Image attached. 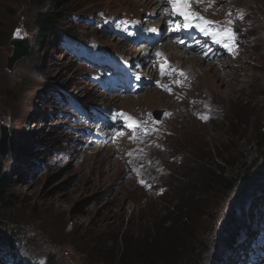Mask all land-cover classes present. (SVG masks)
I'll return each mask as SVG.
<instances>
[{"label":"rangeland","instance_id":"1","mask_svg":"<svg viewBox=\"0 0 264 264\" xmlns=\"http://www.w3.org/2000/svg\"><path fill=\"white\" fill-rule=\"evenodd\" d=\"M150 1L61 0L54 10L59 20L57 29L37 48L35 21L40 9L22 0H0V123L8 124L10 135L9 153L6 159H0V165L13 183L7 195L11 205L0 214V225L11 226L12 236L20 234L24 252L30 258L47 264H119L118 260L112 261L110 245L99 252L89 238L98 239L105 229L132 230L137 225L140 231L148 233L144 229L149 224L158 227L157 236L166 235L168 224H161L165 214L168 216L178 206V196L183 198L195 192L203 216L196 218L187 230L186 251L171 255L170 260L166 259L167 264L192 259V247L200 249L202 264H215V248L223 240L225 231L231 229L238 211L255 213L257 205L263 203L264 198L258 193L264 174L258 175L256 171V176L248 179L244 167L248 168L264 155V91H254L256 84L264 90V28L259 29L264 19V0H219L223 6L233 4L249 13L250 37L246 39L245 56L236 64H228L223 69L217 66V69L198 59L193 65L203 64V67L193 68L187 60L191 56L183 57V50L176 48L172 41L170 47L165 45L174 58L182 56L179 63L197 76L190 93L215 106L216 119L201 124L183 113L184 106L179 101L155 89H147L136 100L138 103L128 99L131 106L127 100L121 105L128 110L163 108L161 111L169 109L175 114L172 120L165 121V126L173 131L168 149L157 155L163 162L161 169L167 173L159 183L171 186L166 200L136 186L115 153L95 152L93 146L82 152L83 143H75L72 137L66 136L67 131L59 122V112L64 108L54 94L66 87L71 95L88 103L97 97V91L89 85L84 87L76 73H86L87 67L61 50L55 44L56 39L60 42L62 35L72 34L82 39H98L110 53L135 52V45L100 32L94 13L106 9L114 15L125 11L141 13L143 9L153 8ZM90 15L95 18L93 24L86 23ZM74 16L83 19L76 21ZM23 33L30 38L29 55L8 71L7 59L13 50L11 41ZM210 68L212 71L205 72ZM236 72L245 75V83L240 82L241 87L237 88V82L233 95L217 79L212 84L213 92H209L206 84L209 76L228 75L224 81L234 83ZM75 84L77 88L72 90ZM228 93L232 101L223 98ZM67 144H74L76 148L71 150ZM217 161L223 163L229 178L240 176L243 184L237 192L221 188L215 194L205 195L196 187L198 173H205L206 166ZM140 258L144 261L130 263L159 264L160 261L146 262L143 255ZM223 259L222 264H234L231 255H224Z\"/></svg>","mask_w":264,"mask_h":264},{"label":"trees","instance_id":"2","mask_svg":"<svg viewBox=\"0 0 264 264\" xmlns=\"http://www.w3.org/2000/svg\"><path fill=\"white\" fill-rule=\"evenodd\" d=\"M31 3L40 9V13L37 15L35 25L38 37L36 38V47L43 46V39L47 36H51L57 29L59 22L58 16L54 12L55 7L61 0H22ZM41 37V38H40ZM40 38V39H39ZM57 44V41H55ZM57 48V47H56ZM1 161V160H0ZM264 164V155L259 158V161H254L250 166L244 167L246 169V175L250 177L256 176V171ZM223 163H213L210 166H206V172L200 171L198 173V180L196 187H199L205 195L215 194L218 189H227L230 193H235L243 184L240 176H227V169L222 167ZM245 181V180H244ZM13 186L12 178L9 174H4L2 166L0 165V214L11 205L10 198H8L9 189ZM203 195V196H205ZM165 200V199H164ZM178 206L174 207L172 212L165 214V221L161 224H168V234L157 236L158 227L154 224L149 228H145L148 233H143L138 229V225L132 230L121 229L119 227L114 228L112 231L107 230L100 233L98 239L90 237L89 241L94 247H97L98 251H105L106 245H110L112 261L118 260L119 264H134L130 261L138 260V262L144 261L140 258L143 255L146 262H154L160 260L159 264H167L170 256L176 254L177 251L184 252L185 239L188 237L189 232L187 230L192 226L196 218L203 216L200 213V201L196 197L195 192L189 193L185 197H177ZM131 230V231H130ZM11 226L5 227L0 225V237L7 238L12 236ZM10 232V234H8ZM94 235L97 232L93 233ZM110 234H113L112 236ZM186 234V235H185ZM131 235V237H129ZM15 238H20V234L14 235ZM9 237V238H11ZM104 239V241H103ZM192 259L178 260L181 264H202L200 260V249L192 247L191 249ZM142 251V253H140ZM108 255V253H106ZM106 260V259H105ZM112 264V262H110Z\"/></svg>","mask_w":264,"mask_h":264},{"label":"water","instance_id":"3","mask_svg":"<svg viewBox=\"0 0 264 264\" xmlns=\"http://www.w3.org/2000/svg\"><path fill=\"white\" fill-rule=\"evenodd\" d=\"M14 47L13 56L8 60V69L12 70L14 65L24 59L29 54V43L27 40L15 41L12 43ZM9 130L5 123H0V157L2 160L6 159L9 153ZM256 161H259L257 159ZM258 175L264 174V164L257 170Z\"/></svg>","mask_w":264,"mask_h":264},{"label":"snow or ice","instance_id":"4","mask_svg":"<svg viewBox=\"0 0 264 264\" xmlns=\"http://www.w3.org/2000/svg\"><path fill=\"white\" fill-rule=\"evenodd\" d=\"M168 3H170L173 7V9L181 16L184 17V20L186 21L185 27H190L191 26V20L192 19H200L202 21V25L200 26V30L207 31L206 26L210 25L212 22L203 20L202 17H198V14L191 12L190 10V2L189 0H182V2L178 3V0H167ZM199 2V0H197ZM17 36L20 35V32L17 31ZM212 35L220 36L221 39L228 38L232 39L234 38V33L231 32V29H224L222 32H217V33H212ZM159 55V53H158ZM183 75V73H181ZM123 115V114H122ZM130 119V118H129ZM135 125V121L132 122L133 126Z\"/></svg>","mask_w":264,"mask_h":264},{"label":"bare ground","instance_id":"5","mask_svg":"<svg viewBox=\"0 0 264 264\" xmlns=\"http://www.w3.org/2000/svg\"><path fill=\"white\" fill-rule=\"evenodd\" d=\"M262 17V16H261ZM257 23V22H256ZM259 24V23H258ZM252 26H254V25H252ZM262 28H264V19H263V21L260 23V28L259 29H262ZM165 36H167V35H165ZM261 37V36H260ZM181 51V50H180ZM176 58H178V56H176ZM184 59V58H183ZM188 60V62H191L192 64H197L198 63V59L196 58V57H192V58H189V59H187ZM213 66V65H212ZM200 68V67H199ZM210 71H212V68H210V69H207L205 72H210ZM200 72V71H199ZM237 73V72H236ZM200 74L203 76L204 74L202 73V71L200 72ZM226 77H228V75H226V76H223V77H221V76H219V75H217V74H215V75H213V76H209V79H207V82H206V84H207V87H208V90H209V92L210 93H212L213 92V89H212V87H214V85H212L213 84V82H214V79H217V81H220V80H222L223 82H221L220 84H221V86H225V88H226V86H227V88H228V90H230V94L231 95H233V88H234V86L236 85V83L238 82V87L237 88H240L241 87V83L243 82V83H245V81H244V77H245V75L242 73H237L236 74V76H235V82L234 83H227V82H225L224 80H225V78ZM241 82V83H240ZM248 84V83H247ZM210 85H211V87H210ZM259 87V88H258ZM245 88V87H244ZM258 88V89H257ZM244 89H242L241 91H243ZM254 91H256V92H259V93H262L264 90H263V88L261 87V85H257L256 84V89H254ZM245 92V91H244ZM239 94V93H238ZM262 95V94H261ZM255 96V95H254ZM258 96V95H257ZM242 97V96H241ZM139 98V97H138ZM138 98H137V100H138ZM223 98L225 99V100H227V101H232V99H231V97H230V95H229V93L228 94H225V95H223ZM256 100V99H255ZM134 101V100H133ZM214 101H215V99H214ZM134 102H137V101H134ZM216 102V101H215ZM247 104H249V103H247ZM213 106V105H212ZM217 106V105H216ZM215 107V106H214ZM221 109V108H220Z\"/></svg>","mask_w":264,"mask_h":264}]
</instances>
